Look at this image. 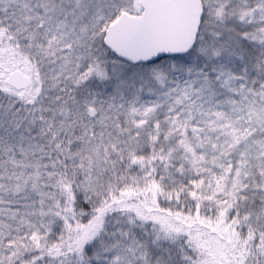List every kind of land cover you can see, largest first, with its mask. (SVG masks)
<instances>
[{
    "label": "snow or ice",
    "instance_id": "snow-or-ice-1",
    "mask_svg": "<svg viewBox=\"0 0 264 264\" xmlns=\"http://www.w3.org/2000/svg\"><path fill=\"white\" fill-rule=\"evenodd\" d=\"M0 264H264V0H0Z\"/></svg>",
    "mask_w": 264,
    "mask_h": 264
}]
</instances>
